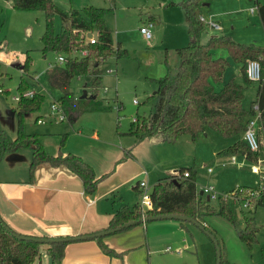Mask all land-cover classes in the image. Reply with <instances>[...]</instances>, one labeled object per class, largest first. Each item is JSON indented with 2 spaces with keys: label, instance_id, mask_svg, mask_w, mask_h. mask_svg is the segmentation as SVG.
Wrapping results in <instances>:
<instances>
[{
  "label": "trees",
  "instance_id": "16d2710c",
  "mask_svg": "<svg viewBox=\"0 0 264 264\" xmlns=\"http://www.w3.org/2000/svg\"><path fill=\"white\" fill-rule=\"evenodd\" d=\"M18 10H43L46 14V27L42 36L44 51H55L64 55L67 61L64 65H56L47 70L50 84L60 90L58 101L64 107L67 118L75 119L90 108H107L100 100L79 98L73 89L75 77H91L93 94H98L102 78V66L115 53L117 57L126 56L129 50L117 45L111 40V31L105 21L107 9L104 7H84L82 9L66 10L54 0H11ZM204 0H182L180 4L187 14L190 41L187 45L176 48L179 62L174 72L169 71L157 79L154 105L148 117L138 118L133 122L132 134L139 140L158 138L168 142H176L183 135H191L195 140L207 127L217 131L224 137L239 136L227 152L231 155L245 154L254 162L261 158L264 150V46L245 44L233 39L230 35H212L203 40L205 22L201 19V2ZM258 10L264 26V4L258 3ZM62 18L61 31L54 26L56 15ZM97 32L96 43H91L90 37ZM92 33L91 35H89ZM87 51V54H83ZM74 53L81 55L71 56ZM168 54V53H167ZM225 54L231 55L241 64L243 74L247 77L246 65L248 59H258L262 64V79L260 80L256 99L250 108L244 105L245 85L231 80L221 89L217 83L223 80L229 64ZM30 64L29 57L25 59L22 68L25 72ZM25 77H22L20 91L30 89ZM44 95L36 90L33 97H22L16 108L18 116V134L10 136L0 131V160L5 153L30 147L33 158L30 165L31 179L35 168L42 162L53 165L64 164L78 174L88 192L96 190L100 178L96 176L91 165L76 154H49L40 142L38 134L24 131V117L29 112H37L41 108ZM254 105H258L260 113L258 122V137L260 149L252 151L244 138V132L250 117L257 114ZM189 171V176H184ZM192 168H182L179 172L163 178L154 186L151 192L152 208L149 215L182 214L191 216L203 223L207 215H218L239 226L240 238L250 245L258 239L257 225L253 215H243L242 222L236 210V198L249 197L254 186L240 185L231 190L230 195L220 196L218 207L209 200H201L196 178ZM178 180V181H175ZM264 184V177L262 178ZM254 210L264 204V191L253 201ZM252 213V209H250ZM142 218L140 204L135 209L124 207L112 218L109 228L118 227ZM141 223V222H137ZM136 223V224H137ZM136 224L123 230L132 228ZM206 226V225H205ZM209 228L208 226H206ZM12 228L0 216V264H34L41 257V246L44 243L35 240L18 238ZM212 232V231H211ZM50 237L49 235H34ZM100 236L98 239L102 242ZM69 242L47 243V251L54 258V264H62L66 246ZM108 253H112L107 248ZM225 263L224 255L222 264Z\"/></svg>",
  "mask_w": 264,
  "mask_h": 264
},
{
  "label": "rangeland",
  "instance_id": "374dc122",
  "mask_svg": "<svg viewBox=\"0 0 264 264\" xmlns=\"http://www.w3.org/2000/svg\"><path fill=\"white\" fill-rule=\"evenodd\" d=\"M54 1L66 10L91 6L107 9L105 21L111 30V40L115 45L120 42L123 48L129 50V54L117 58V55L113 53L108 58L103 65V77L97 95L99 99L109 104L111 111L119 115L121 121L128 124L129 127L132 126L134 117L139 119L148 117L154 105L151 96L156 92L158 84L155 80L148 78L153 70H149L150 67L140 64L154 66L156 68L154 74L157 77L159 69V74L165 76L171 71L170 67L176 64V61L172 59L176 56V54H173L175 47L189 41L188 28L185 23L187 14H185L183 7L178 4L182 0ZM213 1L220 2L212 4ZM233 1L204 0L201 2L200 7L202 12L209 9L230 11L235 6L231 4ZM246 1L249 6L255 7L256 12L253 17L258 16V3L264 4V0H258V2L256 0ZM13 5L11 0H0V131H5L15 137L19 131L16 111L19 102L16 101L15 96L21 94L19 86L22 77H25L30 89H37L39 94L44 95L40 110L31 112L29 115L26 114L23 120L25 133L31 132V134H34L37 133V128L43 126L37 123L36 117L38 115L41 118H45L47 115L58 116L53 113L51 104L60 99L61 92L50 84L47 70L56 65H64V62H59L57 52H45L43 49L42 36L46 27L45 12L43 10H18ZM152 18L158 19V22H155ZM225 18L229 22L225 31L211 26L208 21H214L212 18H205L204 41H207L212 35H217V33L225 34L228 29H230L228 35L235 39L230 34V32L235 31V29H232L234 19L231 15H227ZM150 22H153L151 27L152 38L146 39L140 29L142 25H148ZM214 22L218 23V21ZM62 24L61 16L56 15L54 26L57 32L61 31ZM260 25L264 33L262 22ZM241 32L247 31L243 30ZM241 32H238V34L240 35ZM262 35V33L260 35L254 31L248 35L250 37L245 36L243 39L251 38L253 42L249 44L261 45ZM94 36L98 37L97 32H94ZM235 40L240 42L237 39ZM166 48L169 49L170 59H168V62L165 61ZM76 55L81 54L74 53L71 56ZM28 57L30 64L28 69L23 72L22 65ZM164 69L165 72H163ZM225 73L223 80L217 83V89H221L225 85ZM230 80H239L245 85L244 104L249 108L256 99L259 83L256 81L246 82L242 76L238 79L232 76ZM91 88V77L74 78L73 89L79 98H81L84 89L90 92ZM135 99L139 103H134ZM117 105H120V110ZM56 122L53 119V122L46 125L55 124ZM59 122L64 124L67 122L66 124H68V118ZM203 134L200 133L198 138L193 140L194 142L191 140L193 138L189 137L191 146L188 144V148H183L188 152L187 163L182 164V167H195L197 169L200 184L214 186L219 198L220 196H229L231 190L239 185L258 187L261 184V175L252 171L253 161L238 155L237 162L233 163L230 157L219 154V149L225 146L223 143L226 141L225 138L215 136V139H208L204 138ZM184 139L182 138V143L185 144ZM222 162L228 163V166L221 167ZM260 164H264V150L261 152ZM209 166L214 167V173L207 172ZM203 175L206 176L202 180ZM209 201L218 207V201ZM250 209H252V213ZM236 210L241 222L245 214L255 217L258 227L256 234L258 240L250 245L240 238L238 228L242 226V223L236 226L221 216L208 215L206 224L209 228H206L217 236L216 239L219 241V245L223 247L225 253L224 264H264V204L259 205L254 210V205L244 206L242 203H236ZM160 221H177L180 223V220L166 219ZM187 225L195 231L194 239L204 264L208 263L206 244H209L212 249L213 259L211 264H216V243L214 239L194 224L187 223ZM116 235L102 236V245L99 243L98 238L85 242L68 243L69 248L66 253L68 251L69 253L66 257L68 262H66L69 264H128L130 257H132L129 256V252L121 247L108 244ZM107 248L112 250L111 254L107 252ZM39 261L40 258L35 261V264H39Z\"/></svg>",
  "mask_w": 264,
  "mask_h": 264
},
{
  "label": "crops",
  "instance_id": "0c3cea01",
  "mask_svg": "<svg viewBox=\"0 0 264 264\" xmlns=\"http://www.w3.org/2000/svg\"><path fill=\"white\" fill-rule=\"evenodd\" d=\"M256 1L258 2V0ZM217 2L213 1L212 4H217ZM231 4L235 6L230 11L209 9L205 12L201 11V16L218 21L220 28L215 29L225 31L226 26L229 25L228 19L225 17L231 15L234 19L232 29L235 31L230 32V34L235 39L249 44L253 40L243 38L256 31L260 35L263 34L260 44L264 46V33L260 25L262 20L259 10V15L253 17L256 11H252L254 7L249 6L246 0H234ZM152 20L158 22V19L152 18ZM185 23L188 28L187 15ZM221 25L223 26L221 27ZM243 30L247 32H241ZM229 31L230 29L225 34L228 35ZM237 31L241 32L240 35ZM222 34L224 33H217V35ZM189 41L175 47V50L187 45ZM168 51L169 49L166 48L165 61L167 62L170 59L169 54H167ZM173 54L176 52L174 51ZM225 56L229 61L224 77L225 84L231 81L229 79L232 76L236 79L242 76L248 82L244 77L241 64L231 55L225 54ZM172 59L176 61V64L170 67L171 71L174 72L179 62L177 54ZM140 65L150 67L149 70H153L148 75L149 79L156 81L163 75L159 74V69L157 77L154 74L156 73L154 66L144 63ZM257 93L258 89L256 97ZM89 94L93 93L90 91ZM96 98L107 108H90L75 119L68 118V124H66L67 122L65 124L60 123L51 115H47L45 118L38 115L36 117L37 123L43 126L37 128V133H34L38 134L40 142L49 154L57 155L60 152L76 154L91 165L96 176L100 178L95 191L88 192L82 178L64 164L53 165L50 162H42L36 166L33 179L30 180V165L33 158V150L30 147L7 152L0 160V216L17 232L62 237L106 230L119 210L124 207L135 209L137 204H140L142 191L140 181H146L147 186L152 187L151 190H153L161 179L179 172L182 168H190L182 167V164L187 163L188 152L183 148H188L191 135H183L174 143L158 138L139 140L131 132L134 118L137 117L133 118L132 126L129 127L128 124L121 121L119 115L111 111L109 104L99 99L98 95ZM39 119H44V121L39 122ZM53 119L57 121L55 124L46 125L53 122ZM28 133L31 134V132ZM201 133H204V138L208 139L222 136L209 127ZM222 137L226 141L223 142L225 146L219 149V154L228 156L231 160L232 156L227 152V149L239 139V136ZM182 138H185V144L182 143ZM189 146L191 145L189 144ZM238 155L249 160L245 154L241 153L236 154V159ZM223 163H221V167L228 166V163L226 166H222ZM242 163L245 164L243 161ZM191 168L192 173L195 172L193 176L196 178L200 199L208 200L201 193L205 185L198 182L197 169ZM207 172L214 173L215 169L214 172H209L207 169ZM204 176L206 175L202 176V180L205 179ZM207 216L203 221L206 226H208L206 224ZM160 220L166 219L148 220L137 223L132 228L109 233L117 235L108 244L121 247L129 252V256L132 257H130L128 264H204L194 239L195 231L187 225V223L192 222L180 220L179 223ZM167 220L179 219L167 218ZM97 238L99 237L71 242H85ZM99 243L102 245L103 241L100 242L99 240ZM47 246V244L41 246V253L43 250V254L39 264H48L47 259L50 255ZM168 246H172L173 250L167 251ZM68 248L67 245L66 251ZM206 248L208 251L207 264H211L212 249L209 244H206ZM221 249L223 261L225 253L222 246ZM68 253H65L62 264H69L66 258Z\"/></svg>",
  "mask_w": 264,
  "mask_h": 264
},
{
  "label": "built area",
  "instance_id": "2783aa9c",
  "mask_svg": "<svg viewBox=\"0 0 264 264\" xmlns=\"http://www.w3.org/2000/svg\"><path fill=\"white\" fill-rule=\"evenodd\" d=\"M252 11H255V7L252 8ZM201 19L205 21V18L201 16ZM209 24L215 28H220V25L214 21H210ZM153 26V23L150 22L148 25H143L141 27V32L145 36L146 39L152 38V30L151 27ZM91 43H96L99 41L98 37H95L94 34L89 38ZM83 54H87V51H83ZM59 62L63 63L67 61L66 56L59 55L58 57ZM246 73L247 77L250 81H256L260 82L262 79L263 71H262V64L260 60L258 59H248L247 65H246ZM36 93L35 89H28L23 92H21L20 95L15 96L16 101L20 100L23 96L24 97H33ZM135 103H139L138 100H134ZM118 109H120V105H117ZM51 108L53 113H55L58 116H55V119L57 121H63L67 118L64 107L61 105L59 101L53 102L51 104ZM254 108L257 110V114L250 117L246 129L244 132V138L247 141L250 149L252 151H258L260 149V141L258 137V122H259V116L260 113L258 112V105H254ZM44 119H39V122H43ZM138 118H134V122H137ZM231 161L236 162V155H231ZM261 163V158L258 160V162H254V165L252 166V171L254 173L260 174L261 177H264V164ZM227 163H223L222 166H226ZM209 172H214V167L208 168ZM184 176H189V171H185ZM140 187H142L141 191V199H140V209L142 211V217H145L148 214V210L152 208V199H151V192L150 187L147 186L146 181L142 180L140 181ZM264 191V184L261 181V184L258 187H255L254 190L250 191L249 197H243L236 198L237 203H242L244 206H251L254 205L253 201L258 199L262 192ZM203 196H205V199L210 200H217L219 198V195L217 191L215 190L214 186L212 185H205L202 188ZM167 251L173 250L172 246H168L166 248ZM180 251V249H178Z\"/></svg>",
  "mask_w": 264,
  "mask_h": 264
},
{
  "label": "water",
  "instance_id": "95a60500",
  "mask_svg": "<svg viewBox=\"0 0 264 264\" xmlns=\"http://www.w3.org/2000/svg\"><path fill=\"white\" fill-rule=\"evenodd\" d=\"M91 34L92 33H90L89 35H91ZM80 97L82 99H84V98H96L97 95L96 94H89V91L87 89H84L83 94ZM175 181H178V180L175 179ZM201 193H203V192H201ZM208 200H210V199L208 198ZM167 218L190 221V222L194 223L195 225H197L198 227H200L202 230H204L209 236L212 237V239H214V241L216 243V249H217V264H222V249H221V246L219 245V241H217V239H216V236L207 230L204 223L200 222L199 220H197L191 216L182 215V214L171 213V214L147 215L145 217H142L138 221H131V222H128V223L121 225V226H118V227H113V228H109L106 230H102V231L90 233V234H79V235H70V236H62V237H55V236L43 237V236H34V235H30V234H22V233H16V232H14V234L20 239L35 240V241H39V242L44 243V244L52 243V242H71V241L80 240V239H87V238H95V237L104 236V235L112 233V232L123 230L126 227H129V226L136 224L137 222H145L148 220L167 219ZM48 264H54V258L52 256L48 257Z\"/></svg>",
  "mask_w": 264,
  "mask_h": 264
}]
</instances>
